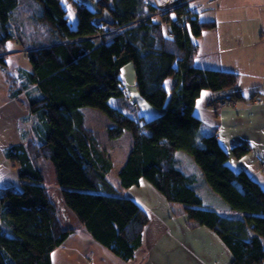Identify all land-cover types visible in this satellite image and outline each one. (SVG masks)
Returning <instances> with one entry per match:
<instances>
[{
    "label": "trees",
    "instance_id": "16d2710c",
    "mask_svg": "<svg viewBox=\"0 0 264 264\" xmlns=\"http://www.w3.org/2000/svg\"><path fill=\"white\" fill-rule=\"evenodd\" d=\"M95 1L96 9L74 0H0V70L10 95H25L28 114L20 131L29 136L4 149L20 184L0 186V264H52V252L75 231L47 192L43 161L54 170L66 212L120 260L134 258L149 222L124 193L144 179L169 203H181L189 221L214 231L231 252L230 264H264V189L229 166L215 130L194 112L202 90L242 97L237 72L195 63L196 40L215 22L199 19L186 4L157 12L145 0ZM69 4L77 13L74 28ZM104 11L112 24L98 21ZM22 38L28 63L9 65V41L23 47ZM128 63L137 94L158 111L153 117L110 105L125 97L120 72ZM87 106L108 116L109 138L131 135L116 170L118 185L107 176L112 160L85 125ZM179 151L192 156L214 191L212 201L199 195L196 175L183 170ZM247 151L240 143L231 154Z\"/></svg>",
    "mask_w": 264,
    "mask_h": 264
},
{
    "label": "crops",
    "instance_id": "0c3cea01",
    "mask_svg": "<svg viewBox=\"0 0 264 264\" xmlns=\"http://www.w3.org/2000/svg\"><path fill=\"white\" fill-rule=\"evenodd\" d=\"M189 1L199 19L215 22V27L203 30L196 40L198 53L195 63L207 68L237 72L238 90L242 94L241 98L235 99L233 105L216 108V100L225 98L224 95L228 93L202 90L195 100L194 112L206 129L215 130L219 143L229 154V166L234 171L248 172L264 189V0ZM22 43L23 47L14 46L7 53L9 65L19 64L15 58L24 53V46L27 45L25 40ZM0 72L3 73L1 70ZM2 79L6 89L3 88V94L0 95V185L18 187L20 182L16 167H13L12 161L10 165L4 162L1 155L9 161L4 149L26 142L29 138L28 134L27 137L21 136L20 131L23 126L21 118L28 114L27 102L23 93L10 95L4 74ZM133 88V100H122L115 107L131 116L134 113L145 118L155 116L158 111L151 109L139 97L134 86ZM133 104L137 106L136 112L132 108ZM26 126L28 127L24 124V131ZM240 143L248 144V151L235 157L231 150ZM105 151L107 152L106 149ZM107 154L113 160L110 153ZM176 155L183 170L188 174H195L197 181L200 178L202 181L199 170L189 165L188 157L179 152ZM125 157L126 155L121 160L124 161ZM7 166L10 173L6 172ZM197 184L199 186L198 182ZM201 185L209 191L204 182ZM127 190L124 191L125 195L135 200L149 216L142 245L133 259L120 260L92 240L82 227L68 225L75 231L52 252V264L231 263V252L214 231L187 220L183 208L180 210L170 205L149 182L141 179L139 186ZM213 198L215 196L211 200ZM63 222L68 223L64 219Z\"/></svg>",
    "mask_w": 264,
    "mask_h": 264
},
{
    "label": "rangeland",
    "instance_id": "374dc122",
    "mask_svg": "<svg viewBox=\"0 0 264 264\" xmlns=\"http://www.w3.org/2000/svg\"><path fill=\"white\" fill-rule=\"evenodd\" d=\"M74 1H77L78 3L83 4V5H86L90 9H96L95 8L96 7V1H94V0H74ZM68 17H69L68 21H69L70 26L74 28L76 21H77V13L70 4H69ZM46 34L47 33H45V34L42 33L41 36L45 38ZM22 40H23V38H22ZM9 45H10V48H13L14 46H16V44H13L12 41H9ZM15 59L17 61L23 63V64L28 63L25 60V58L22 56V54L17 56ZM2 74L3 73L0 72V95L3 94V88H4ZM120 77L123 81V86H124V89L126 91V94H125V97L111 99L110 100L111 106H116V105L119 106V102L122 100H125L127 102H128V100L130 102L133 100L132 93H133V89H134L133 88V86H134V83H133L134 82L133 81L134 69H133V66L131 63L125 64L121 68ZM167 84H168V81H167ZM5 89H6V86H5L4 90ZM229 100H231L232 102L234 101L231 105H233L235 103V98H230ZM231 105H229V106H231ZM132 108H134V106ZM134 112H136V110H134ZM83 113L85 116V125H87V127H89L92 130V132L96 136L100 145L103 148H105L107 150V152L110 153V155L112 156L113 168L107 176H108L109 180L116 185V183L118 182L117 176H116V170L119 168V166L123 162V160H121L122 157L125 156L129 150V147L131 145V140H132L131 135L128 131H125L124 135H122L120 137V139L109 138L107 135V127L111 124V121L105 113H103L98 108L90 107V106L89 107L88 106L83 107ZM129 140H130V144H129ZM179 154L186 155L189 159V165H191L194 168H197L196 167L197 165L193 161L192 156L190 154H188L184 151H179ZM1 156H2V160H4V162L8 163L9 165L11 164L10 163L11 160L8 161L4 157L3 154ZM41 165L43 167L44 185H45L47 192L49 193L50 197L52 198V200L55 201V204L59 208V213L61 214V217L64 219V221L68 222L67 225L77 226L78 225L77 221L70 214H68V212H66V210L62 206V203L60 200V188L56 184L55 176H54V170H53L52 166L49 163H46V161H43L41 163ZM13 167H15V165H13ZM7 168H8V170L6 172L10 173L11 171H9V166H7ZM198 170L200 171V169H198ZM197 182L199 183V186H197V190H198L199 195L202 197L203 201L205 203H206V201H212L211 198H212V196H214V191H212L209 187H208L209 191L206 189H203V187L201 185V182L206 183L205 179L203 178L201 181V178H200V179H198ZM19 184L20 183H18L17 186ZM0 186H2V185H0ZM10 186H14V185H10ZM15 187H16V185H15ZM126 192H129V190H127ZM169 204L172 206L180 208V210H182V208H183V205L181 203L171 202ZM187 220H189V219H187Z\"/></svg>",
    "mask_w": 264,
    "mask_h": 264
},
{
    "label": "built area",
    "instance_id": "2783aa9c",
    "mask_svg": "<svg viewBox=\"0 0 264 264\" xmlns=\"http://www.w3.org/2000/svg\"><path fill=\"white\" fill-rule=\"evenodd\" d=\"M148 4L156 9L157 12L165 11L175 6H181L186 4L185 8H191L189 0H145ZM234 102V101H233ZM229 98H221L216 100L215 107L220 108L223 106H229L233 103ZM260 102V100H259ZM135 110H137L136 104H133Z\"/></svg>",
    "mask_w": 264,
    "mask_h": 264
},
{
    "label": "water",
    "instance_id": "95a60500",
    "mask_svg": "<svg viewBox=\"0 0 264 264\" xmlns=\"http://www.w3.org/2000/svg\"><path fill=\"white\" fill-rule=\"evenodd\" d=\"M103 21V22H105V23H107V24H112V17H111V15L109 14V12L108 11H104L103 12V14H102V16L100 17V18H98V21Z\"/></svg>",
    "mask_w": 264,
    "mask_h": 264
}]
</instances>
